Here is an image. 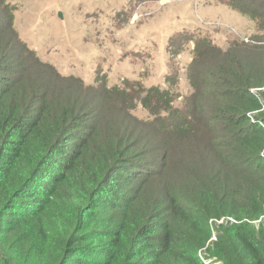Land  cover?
<instances>
[{
	"label": "trees",
	"instance_id": "1",
	"mask_svg": "<svg viewBox=\"0 0 264 264\" xmlns=\"http://www.w3.org/2000/svg\"><path fill=\"white\" fill-rule=\"evenodd\" d=\"M220 1L264 38V0ZM15 12L0 0V264H264V65L239 55L264 45L186 32L176 106L177 72L167 88L61 74ZM147 136L154 153L133 152Z\"/></svg>",
	"mask_w": 264,
	"mask_h": 264
},
{
	"label": "rangeland",
	"instance_id": "2",
	"mask_svg": "<svg viewBox=\"0 0 264 264\" xmlns=\"http://www.w3.org/2000/svg\"><path fill=\"white\" fill-rule=\"evenodd\" d=\"M7 1L16 6L14 26L20 38L61 74L80 77L85 85H96L95 78L105 74L109 85L127 79L167 88L165 74L177 72L172 89L176 106L192 91L185 67L193 42H187L175 57L170 53L186 32L206 35L223 49L233 40L264 45V38L252 37L259 32L255 21L220 0ZM239 55L245 60L259 58L258 66L264 65V47L242 50ZM134 114L148 116L139 103ZM136 132L147 133L139 128ZM146 142L147 146L132 142V151L154 153L151 137ZM219 223L213 224L214 236Z\"/></svg>",
	"mask_w": 264,
	"mask_h": 264
},
{
	"label": "built area",
	"instance_id": "3",
	"mask_svg": "<svg viewBox=\"0 0 264 264\" xmlns=\"http://www.w3.org/2000/svg\"><path fill=\"white\" fill-rule=\"evenodd\" d=\"M227 219H230V218H227ZM231 220H232V219H231ZM222 221H224V218L218 220L217 222H222Z\"/></svg>",
	"mask_w": 264,
	"mask_h": 264
}]
</instances>
